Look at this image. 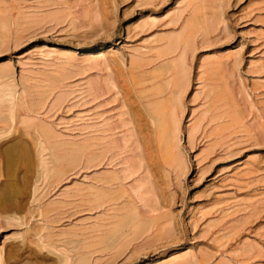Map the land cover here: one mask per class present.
I'll use <instances>...</instances> for the list:
<instances>
[{
    "label": "rangeland",
    "instance_id": "374dc122",
    "mask_svg": "<svg viewBox=\"0 0 264 264\" xmlns=\"http://www.w3.org/2000/svg\"><path fill=\"white\" fill-rule=\"evenodd\" d=\"M0 264H264V0H0Z\"/></svg>",
    "mask_w": 264,
    "mask_h": 264
}]
</instances>
